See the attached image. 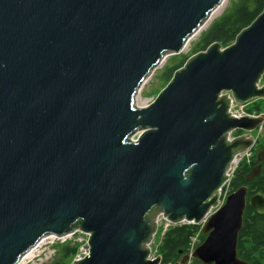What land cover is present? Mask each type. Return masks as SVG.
<instances>
[{
	"label": "water",
	"instance_id": "water-1",
	"mask_svg": "<svg viewBox=\"0 0 264 264\" xmlns=\"http://www.w3.org/2000/svg\"><path fill=\"white\" fill-rule=\"evenodd\" d=\"M223 1L0 0V264L75 231L88 255L71 264H162L148 258L157 218L199 225L213 209L192 258L241 264L243 211L264 214V195L247 200L242 186L217 207L262 123L233 118L229 94L264 99V6L232 44L190 56L135 104Z\"/></svg>",
	"mask_w": 264,
	"mask_h": 264
},
{
	"label": "trees",
	"instance_id": "trees-1",
	"mask_svg": "<svg viewBox=\"0 0 264 264\" xmlns=\"http://www.w3.org/2000/svg\"><path fill=\"white\" fill-rule=\"evenodd\" d=\"M264 0H237L223 12V14L203 32L198 41L193 45L188 55H175L164 65L160 80L163 87L170 81L173 73L181 68L186 60L216 42L221 48H225L233 43L236 35L244 28L249 26L254 19L261 13ZM161 89V90H162ZM160 90V91H161ZM159 91V92H160ZM255 154L249 165L240 164L230 181V193L242 186L248 190L247 197L255 193L264 195V176L254 178L247 182L245 176L254 166ZM254 212L251 208L244 211V223L239 234L237 253H244L247 261H264V215L251 216ZM199 233V234H198ZM199 235V226L183 224L169 227L161 237L158 245V254L162 264H174L179 259V253H187L191 238ZM241 248V249H240ZM77 252L76 244L70 242L56 246V254L49 264H71Z\"/></svg>",
	"mask_w": 264,
	"mask_h": 264
},
{
	"label": "built area",
	"instance_id": "built-area-1",
	"mask_svg": "<svg viewBox=\"0 0 264 264\" xmlns=\"http://www.w3.org/2000/svg\"><path fill=\"white\" fill-rule=\"evenodd\" d=\"M262 86H264V76L262 77V79L258 83V88H260ZM229 98H230L229 113L233 118L239 119V118L246 117V116H248L249 118H259V117L263 116V118H262V123L255 130L250 132V135L253 138V145L251 147H249L244 153L236 156L234 158V161L231 163L230 169L227 172L228 181L221 188V190L219 192V204H218L217 208L221 207L225 203L227 196L230 194V188H229L230 181L233 178L234 173L236 172L237 168L239 167L240 164H247V165L250 164L251 159L255 153V144H257L264 135V112L260 111V107H259V105H257V101H254L255 99H252L251 101H249L247 103L238 104L231 98L230 94H229ZM262 100H264V99H262ZM243 133L244 132L233 131V132L228 134V140H233L235 137L240 136V134L242 135ZM215 210L216 209L211 210L210 213L203 219V221L199 225H197V226H199V232L200 233H201L202 226L205 224V222L207 221L209 216L212 213H214ZM160 223L163 224V230H162V234L160 235V239L169 227L183 225V224L173 225V224L169 223L168 221H166L162 216H159L157 218L156 228L159 227ZM156 231H157V229H156ZM155 234H154V236H155ZM198 234L191 238L189 248H188V254L189 255H192L196 246L199 243L198 239H197ZM154 236H153V238H154ZM88 239H89V235L82 233L80 231H75V232H73V233H71L65 237H61V238L50 236L42 243L44 245L39 244L35 247L34 253H33V255H31L30 259H31V261H33L34 259L38 260L39 257L46 250H47V253H49V256L47 257V259L49 257L52 258L56 254V246L57 245L70 242L72 244H76V246H77V252H76L72 261L81 260L88 255V245H87ZM160 239H159V241H160ZM159 241L157 242V244H154V241L152 239L151 243L149 244V250H150V255L148 257L149 260H153L159 256V254H158ZM41 247H43V248L40 250ZM26 259H28V257ZM26 259L22 262V264L27 263V262H25Z\"/></svg>",
	"mask_w": 264,
	"mask_h": 264
},
{
	"label": "rangeland",
	"instance_id": "rangeland-1",
	"mask_svg": "<svg viewBox=\"0 0 264 264\" xmlns=\"http://www.w3.org/2000/svg\"><path fill=\"white\" fill-rule=\"evenodd\" d=\"M234 1H237V0H227L226 1L225 9L214 20L218 19L223 14V12L230 6V4H232ZM214 20H212L208 25H206V26L204 25V28L199 33H197L196 35H194L189 40L188 44H186L185 49L180 53V55L185 56V55H188L190 53L191 48L198 41L200 35L208 29V27L212 24V22ZM170 58H172V56H167L165 58L164 62L146 79V81L144 82V84L141 86L140 90L138 91V93L136 94V97H135V104H136V106H138L141 103H143L144 100L152 92H154L155 90H157L158 88H160V87L163 86L162 81L160 80V73H161L164 65L166 64V62ZM254 101H257V105H259L260 111L261 112H264V100H262V99H255ZM244 134L245 133H243L242 135H244ZM137 136L138 135L136 134L133 137V139H136ZM162 230H163V224L160 223L159 227L157 228L156 234H155V236L153 238L154 244H157V242L159 241L160 235L162 234ZM197 239H198V242H199L198 245H199L200 244L199 235L197 236ZM42 245H44V244H42ZM42 248L43 247H41L40 250ZM48 256H49V253H47V250H46L39 257L38 260L34 259L33 261H31L30 257H28V259H26V261H25L27 263H25V264H49L53 260L54 257H52V258L49 257L47 259ZM189 264H191V263H189Z\"/></svg>",
	"mask_w": 264,
	"mask_h": 264
},
{
	"label": "flooded vegetation",
	"instance_id": "flooded-vegetation-1",
	"mask_svg": "<svg viewBox=\"0 0 264 264\" xmlns=\"http://www.w3.org/2000/svg\"><path fill=\"white\" fill-rule=\"evenodd\" d=\"M241 135V134H240ZM262 146H264V135H263V137L260 139V141L257 143V144H255V161H254V166H253V168L252 169H254L255 167H257V166H260L261 167V169L262 170H264V160L263 161H261V160H259L258 159V154H259V152L261 151V148H262ZM252 169H251V171H252ZM250 171V172H251ZM249 172V173H250ZM248 173V174H249ZM247 174V175H248ZM246 175V176H247ZM264 176L263 175V173H261L258 177H260V176ZM245 176V177H246ZM258 177H256V178H258ZM252 181V180H251ZM247 182H250V181H247ZM244 187H246V186H244ZM246 189H247V187H246ZM259 193V192H258ZM247 194H248V190H247ZM256 194V193H255ZM251 197V196H250ZM250 197H247L246 196V199L248 200ZM247 208H251L252 210H254L251 206H249L248 204H246V206H245V209H244V211L247 209ZM244 211H243V215H242V224H241V228H240V230H239V232H238V236H237V243H236V257H237V259L239 260V262L241 263V264H264V261H262V262H253V261H247V259L245 258V254L244 253H237L238 251H239V248H238V241H239V234H240V231H241V229H242V226H243V223H244V217H245V215H244ZM253 213H255V214H257V215H259V216H263L264 214H258V213H256L255 212V210H254V212H252L251 213V216H255V214H253ZM206 238V235H204V234H200V237H199V241H200V244L204 241V239ZM241 249V248H240ZM180 261H186V264H189V263H191V264H203V263H201V262H199L198 260H196V259H194V258H192V255H189L188 254V252L187 253H179V259H178V261H176V263L177 262H180Z\"/></svg>",
	"mask_w": 264,
	"mask_h": 264
},
{
	"label": "bare ground",
	"instance_id": "bare-ground-1",
	"mask_svg": "<svg viewBox=\"0 0 264 264\" xmlns=\"http://www.w3.org/2000/svg\"><path fill=\"white\" fill-rule=\"evenodd\" d=\"M226 1L227 0H224L219 6H217L212 12H211V14H210V16H209V18L207 19V21L205 22V26L206 25H208L212 20H214L224 9H225V6H226ZM204 28V26H202V28H200L199 29V31L197 32V33H199L202 29ZM196 33V34H197ZM196 34H194V35H196ZM193 35V36H194ZM192 36V37H193ZM191 37V38H192ZM190 38V39H191ZM189 39V40H190ZM189 42V41H188ZM188 42H187V44H188ZM186 47V46H185ZM185 49V48H184ZM38 248V247H37ZM34 253V252H33ZM33 255V254H32ZM29 257H31V255L29 256Z\"/></svg>",
	"mask_w": 264,
	"mask_h": 264
}]
</instances>
